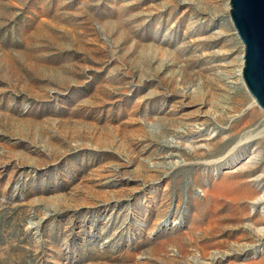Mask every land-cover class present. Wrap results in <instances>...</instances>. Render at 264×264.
I'll return each instance as SVG.
<instances>
[{"label":"rangeland","instance_id":"rangeland-1","mask_svg":"<svg viewBox=\"0 0 264 264\" xmlns=\"http://www.w3.org/2000/svg\"><path fill=\"white\" fill-rule=\"evenodd\" d=\"M243 56L229 0H0V264H264Z\"/></svg>","mask_w":264,"mask_h":264},{"label":"water","instance_id":"water-1","mask_svg":"<svg viewBox=\"0 0 264 264\" xmlns=\"http://www.w3.org/2000/svg\"><path fill=\"white\" fill-rule=\"evenodd\" d=\"M230 17L244 45V83L264 110V0H229Z\"/></svg>","mask_w":264,"mask_h":264},{"label":"bare ground","instance_id":"bare-ground-1","mask_svg":"<svg viewBox=\"0 0 264 264\" xmlns=\"http://www.w3.org/2000/svg\"><path fill=\"white\" fill-rule=\"evenodd\" d=\"M242 68H243V67H241V69L239 70V73H238V74H239V79H240L241 82L244 81V80H243V77H242V70H243ZM255 101H256V100H255ZM257 112H258V111L255 110V111L253 112V114H254V113L257 114ZM252 157H253V158L250 157V159L248 160V161H249V162H248L249 164H252V160H253V159L255 160V158H256V156H252ZM254 160H253V161H254ZM234 161H237V158H234L233 162H234ZM237 178H239V177H237ZM247 178H248V177H247ZM256 180H258V179H256ZM254 183H258V181L254 182ZM248 190H249V189H248ZM249 193H250V192H249ZM252 193H253V192H252ZM254 193H255V192H254ZM255 195H256V194H255ZM255 195H253L254 197H252L253 200H254L255 202H259V203H261V202L264 201V194H263V195H262V194H259V195H257V196H255Z\"/></svg>","mask_w":264,"mask_h":264}]
</instances>
